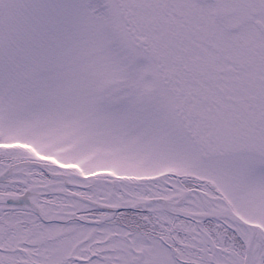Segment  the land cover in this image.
I'll return each mask as SVG.
<instances>
[{
	"label": "snow or ice",
	"instance_id": "snow-or-ice-1",
	"mask_svg": "<svg viewBox=\"0 0 264 264\" xmlns=\"http://www.w3.org/2000/svg\"><path fill=\"white\" fill-rule=\"evenodd\" d=\"M0 264H264V0H0Z\"/></svg>",
	"mask_w": 264,
	"mask_h": 264
}]
</instances>
